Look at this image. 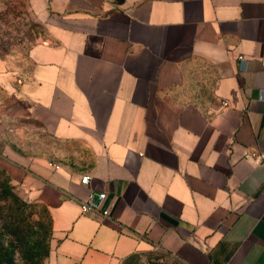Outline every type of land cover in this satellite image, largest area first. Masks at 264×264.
Returning <instances> with one entry per match:
<instances>
[{"label": "crops", "instance_id": "0c3cea01", "mask_svg": "<svg viewBox=\"0 0 264 264\" xmlns=\"http://www.w3.org/2000/svg\"><path fill=\"white\" fill-rule=\"evenodd\" d=\"M27 3L47 36L0 116L90 153L75 168L60 150L0 152L50 210L47 263L264 264V0ZM91 190L110 217L81 212Z\"/></svg>", "mask_w": 264, "mask_h": 264}, {"label": "rangeland", "instance_id": "374dc122", "mask_svg": "<svg viewBox=\"0 0 264 264\" xmlns=\"http://www.w3.org/2000/svg\"><path fill=\"white\" fill-rule=\"evenodd\" d=\"M104 1L119 8L139 0ZM46 36L45 25L31 12L27 0H0V91L13 90L28 78L32 67L29 49ZM5 148L26 157L60 150L75 168L90 161L85 144L56 140L32 120L0 116V152ZM1 170L0 264H48L54 233L50 210L15 187ZM120 264L162 262L157 254H136Z\"/></svg>", "mask_w": 264, "mask_h": 264}, {"label": "built area", "instance_id": "2783aa9c", "mask_svg": "<svg viewBox=\"0 0 264 264\" xmlns=\"http://www.w3.org/2000/svg\"><path fill=\"white\" fill-rule=\"evenodd\" d=\"M89 180L90 177L85 175L81 178V183L87 185ZM73 199L79 203L82 213L100 214L105 217L111 216L110 208L106 204L108 200L106 192L91 190L87 196L83 198L73 196Z\"/></svg>", "mask_w": 264, "mask_h": 264}, {"label": "trees", "instance_id": "16d2710c", "mask_svg": "<svg viewBox=\"0 0 264 264\" xmlns=\"http://www.w3.org/2000/svg\"><path fill=\"white\" fill-rule=\"evenodd\" d=\"M1 172H5V170L2 169ZM134 255H136V254H134ZM134 255H132V256H134ZM132 256H130V257H132Z\"/></svg>", "mask_w": 264, "mask_h": 264}]
</instances>
